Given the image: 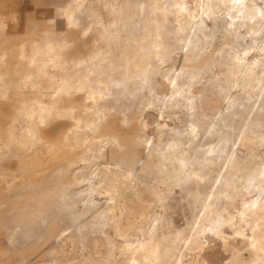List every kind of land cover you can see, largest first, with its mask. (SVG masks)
Listing matches in <instances>:
<instances>
[{
  "label": "rangeland",
  "instance_id": "1",
  "mask_svg": "<svg viewBox=\"0 0 264 264\" xmlns=\"http://www.w3.org/2000/svg\"><path fill=\"white\" fill-rule=\"evenodd\" d=\"M145 15L0 0V264H264V20Z\"/></svg>",
  "mask_w": 264,
  "mask_h": 264
},
{
  "label": "bare ground",
  "instance_id": "2",
  "mask_svg": "<svg viewBox=\"0 0 264 264\" xmlns=\"http://www.w3.org/2000/svg\"><path fill=\"white\" fill-rule=\"evenodd\" d=\"M147 2V15L142 18L143 20H151L152 22V32H156V39L153 40L151 37V40L148 42L147 46L144 44V40L146 37L143 35L139 39L133 37H127L126 42L133 43V45L130 47L132 50V58H135L136 56H140L141 59H144L147 55L149 50H152V53L155 51L159 52L160 47L164 44V36L162 31V27L164 26L165 22H167L170 18L175 17L174 21L178 23V29H181L183 25H186L191 28L199 27L200 25L204 24L207 19H211L216 9H220L221 7H224V15L228 18L227 24L229 27L232 25L239 26L246 23H257L262 20H264V9L263 7H260L255 3L254 0H143V2ZM117 7V6H116ZM69 18H72V14H69ZM248 25V24H247ZM135 26H137V23L135 22ZM129 27V26H128ZM241 28V26L239 27ZM132 29V28H131ZM140 29V28H139ZM234 29V28H233ZM232 30V29H231ZM231 32V31H230ZM234 34H236V31H234ZM238 35V34H237ZM154 36V35H153ZM127 45V44H126ZM129 48V49H130ZM137 50L139 52L137 53ZM99 53V52H98ZM122 53V52H121ZM124 54V53H123ZM126 54V53H125ZM100 55V54H99ZM124 56V55H123ZM127 56V55H126ZM126 60V59H125ZM85 61V60H84ZM129 61V60H128ZM126 62L123 67L124 76H126L127 73H132L129 67L130 62ZM132 64V63H130ZM135 64V63H133ZM85 65V63H84ZM136 67H140L141 65L135 64ZM143 66V65H142ZM87 68V67H86ZM113 70V68H112ZM140 71H138V74L143 76V79L146 80L149 76V72L147 71L146 67H140ZM89 69H86L84 73H80L78 77L79 81V88L82 86L84 87L85 82V76L88 74ZM136 71V70H135ZM103 72V71H102ZM106 73V72H105ZM99 74V72H98ZM112 74V73H111ZM104 75V74H103ZM94 76V75H93ZM88 77V75H87ZM100 77V76H99ZM120 77V78H122ZM127 77V76H126ZM129 77V75H128ZM142 78V77H141ZM100 79V78H99ZM130 79V78H128ZM96 80V79H95ZM117 80V79H115ZM121 80V79H120ZM65 81V80H64ZM90 81V80H89ZM104 81V80H103ZM118 81V80H117ZM143 81V80H142ZM119 82V81H118ZM126 82V81H125ZM177 82V81H176ZM246 82L250 84L251 86H255L257 83L253 79L246 78ZM87 83V82H86ZM101 83V82H100ZM113 83V82H112ZM99 84V83H98ZM124 84V83H123ZM78 85V84H77ZM180 85V81L176 83V86ZM65 86V85H64ZM104 86V85H103ZM121 86V85H120ZM125 86V85H124ZM66 87V86H65ZM105 87V86H104ZM106 88V87H105ZM101 91V90H100ZM99 91V92H100ZM95 93L92 92V97L94 100H96V97L93 95ZM101 94V93H100ZM97 95V94H96ZM100 97V96H99ZM46 111V110H44ZM44 113V112H42ZM210 127V126H209ZM197 128V127H195ZM218 128V127H217ZM32 130V129H31ZM27 131V130H26ZM33 131V130H32ZM35 133V131H33ZM25 133V132H24ZM33 133V134H34ZM198 134V133H197ZM30 136V135H29ZM21 137V136H20ZM29 139V138H28ZM213 145V144H212ZM211 150V148H210ZM52 151V150H51ZM54 151V150H53ZM227 158V157H226ZM42 171V170H41ZM193 171V170H192ZM260 197V196H259ZM255 202V201H254ZM250 205V204H249ZM256 208V207H255ZM262 205L259 206L257 209H261ZM252 209V208H251ZM257 209L248 210L250 212H253ZM255 214V213H254ZM248 215V214H247ZM259 215V214H258ZM263 216V215H262ZM242 217V216H241ZM241 219V218H240ZM229 224V223H228ZM232 224V223H231ZM253 229V228H252ZM254 230V229H253ZM252 230V231H253ZM222 234V233H221ZM223 235V234H222ZM159 236V235H158ZM195 236V235H194ZM156 237V236H155ZM250 237V235H249ZM252 238V237H251ZM149 240V239H148ZM158 240V239H157ZM156 240V241H157ZM194 240V239H193ZM155 242V241H154ZM192 242V241H191ZM195 241H193L194 243ZM250 242V241H249ZM150 243V242H149ZM163 243V242H162ZM255 243V242H254ZM154 244V243H153ZM152 244V245H153ZM158 244V243H157ZM164 244V243H163ZM162 244V245H163ZM143 245V244H142ZM141 244L138 246H142ZM151 245V246H152ZM166 245V244H165ZM197 245V244H196ZM137 246V247H138ZM156 247V246H155ZM139 248V247H138ZM153 248V246H152ZM194 248V245H193ZM257 248V247H256ZM162 250V248H160ZM165 249V248H164ZM163 249V252H164ZM189 249V248H188ZM167 250V249H166ZM258 250V249H257ZM260 250V249H259ZM137 251V250H136ZM150 251V249H149ZM159 251V250H158ZM144 252V251H143ZM147 252V251H146ZM151 252V251H150ZM162 252V251H161ZM162 252V253H163ZM170 252V251H169ZM136 253V252H135ZM142 253V252H141ZM165 253V252H164ZM163 253V255H164ZM256 253H258L256 251ZM137 253L136 255L139 256ZM144 254V253H142ZM151 254V253H150ZM259 254V253H258ZM131 255V254H130ZM146 255V254H145ZM155 255H157L155 253ZM154 255V256H155ZM134 256V254H133ZM151 256V255H150ZM257 256V255H256ZM140 257V256H139ZM150 258V257H149ZM163 258V257H162ZM137 259V258H136ZM152 259V258H151ZM154 259V258H153ZM258 259V258H257ZM256 259V260H257ZM261 259V257L259 258ZM264 259V258H263ZM157 260V258H156ZM262 260V259H261ZM261 260L259 261L261 263ZM133 261V260H131ZM143 261V260H142ZM258 261V260H257ZM139 262V261H138ZM137 262V264H138ZM152 262V261H151ZM256 262V261H255Z\"/></svg>",
  "mask_w": 264,
  "mask_h": 264
},
{
  "label": "crops",
  "instance_id": "3",
  "mask_svg": "<svg viewBox=\"0 0 264 264\" xmlns=\"http://www.w3.org/2000/svg\"><path fill=\"white\" fill-rule=\"evenodd\" d=\"M0 47H1V46H0ZM0 49H1V48H0ZM0 109H1V110H3V109H4V107H3V108H1V106H0ZM1 122H2V120L0 119V123H1ZM0 125H1V124H0Z\"/></svg>",
  "mask_w": 264,
  "mask_h": 264
}]
</instances>
